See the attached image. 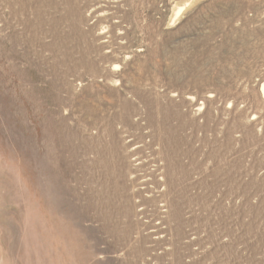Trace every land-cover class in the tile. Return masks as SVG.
Returning <instances> with one entry per match:
<instances>
[{
    "label": "rangeland",
    "instance_id": "1",
    "mask_svg": "<svg viewBox=\"0 0 264 264\" xmlns=\"http://www.w3.org/2000/svg\"><path fill=\"white\" fill-rule=\"evenodd\" d=\"M264 0H0V264H264Z\"/></svg>",
    "mask_w": 264,
    "mask_h": 264
},
{
    "label": "bare ground",
    "instance_id": "2",
    "mask_svg": "<svg viewBox=\"0 0 264 264\" xmlns=\"http://www.w3.org/2000/svg\"><path fill=\"white\" fill-rule=\"evenodd\" d=\"M259 90H260V93L262 95V98L264 99V84H261Z\"/></svg>",
    "mask_w": 264,
    "mask_h": 264
}]
</instances>
